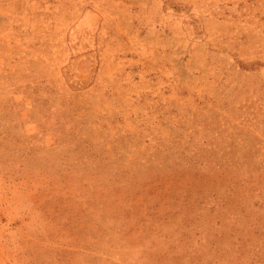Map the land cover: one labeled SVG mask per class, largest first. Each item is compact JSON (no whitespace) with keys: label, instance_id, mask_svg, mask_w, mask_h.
I'll use <instances>...</instances> for the list:
<instances>
[{"label":"rangeland","instance_id":"obj_1","mask_svg":"<svg viewBox=\"0 0 264 264\" xmlns=\"http://www.w3.org/2000/svg\"><path fill=\"white\" fill-rule=\"evenodd\" d=\"M0 264H264V0H0Z\"/></svg>","mask_w":264,"mask_h":264}]
</instances>
